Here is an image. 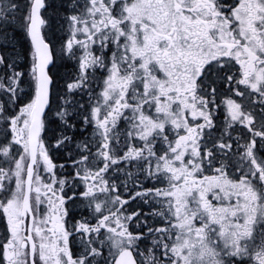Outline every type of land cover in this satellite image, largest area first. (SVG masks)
<instances>
[{"label": "snow or ice", "instance_id": "obj_1", "mask_svg": "<svg viewBox=\"0 0 264 264\" xmlns=\"http://www.w3.org/2000/svg\"><path fill=\"white\" fill-rule=\"evenodd\" d=\"M0 264H264V0H0Z\"/></svg>", "mask_w": 264, "mask_h": 264}]
</instances>
